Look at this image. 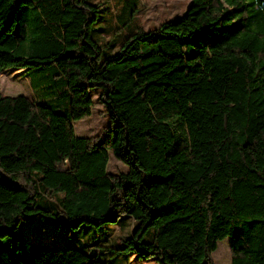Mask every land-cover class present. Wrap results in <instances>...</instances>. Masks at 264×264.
I'll return each instance as SVG.
<instances>
[{"label": "trees", "instance_id": "obj_1", "mask_svg": "<svg viewBox=\"0 0 264 264\" xmlns=\"http://www.w3.org/2000/svg\"><path fill=\"white\" fill-rule=\"evenodd\" d=\"M88 0H0V75L33 68L55 102L0 91V264H110L78 248L83 224L130 217L114 256L157 264H264V0H191L103 56ZM50 86V85H49ZM108 124L77 136L92 91ZM110 152L125 171H108ZM63 228L48 247L17 234Z\"/></svg>", "mask_w": 264, "mask_h": 264}, {"label": "rangeland", "instance_id": "obj_2", "mask_svg": "<svg viewBox=\"0 0 264 264\" xmlns=\"http://www.w3.org/2000/svg\"><path fill=\"white\" fill-rule=\"evenodd\" d=\"M97 6L99 20L91 30V37L98 42L103 56H109L119 51L121 43L127 36L143 29L148 31L165 21L181 17L190 5L191 0H88ZM33 68H8L0 75V91L3 96L25 95L41 104L52 106L55 102L57 88L49 84L47 79L38 78L33 74ZM50 85V86H49ZM98 90L92 91L94 109L90 117L74 123L77 136L100 135L108 124L104 114V106L98 98ZM126 165L120 162L112 152L108 171L117 173L125 171ZM133 220L120 216L116 222L103 226L83 224L78 232L73 234L74 244L83 250L100 254L110 264H122L123 256H114V249H119L123 239L131 235ZM18 235L27 240L48 247H63L66 239L63 228L57 229L51 222L33 220L18 228ZM230 237L218 241L216 250L212 253L215 264H230ZM128 264H157L153 258L138 259L129 256Z\"/></svg>", "mask_w": 264, "mask_h": 264}]
</instances>
